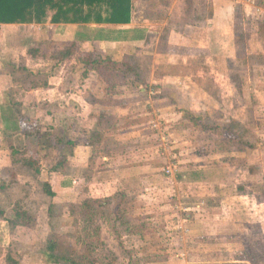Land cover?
Returning a JSON list of instances; mask_svg holds the SVG:
<instances>
[{
	"label": "rangeland",
	"instance_id": "obj_1",
	"mask_svg": "<svg viewBox=\"0 0 264 264\" xmlns=\"http://www.w3.org/2000/svg\"><path fill=\"white\" fill-rule=\"evenodd\" d=\"M161 1L136 0L138 23L141 24L140 18H149L162 24L170 11L175 20L181 16L183 2L185 8L189 5L186 0H174L172 6L171 0H164L165 5ZM195 3L194 11L190 15L186 12L181 20L201 18L202 13L206 16L211 11V0H194ZM250 3L262 5L261 0ZM237 13V32H244L250 41L247 52L237 53L235 62L215 59L218 56L209 58L204 43L194 48L177 36L173 40L183 44L182 52L188 54L184 65L172 57L166 61L155 57L160 48L154 37L136 48L141 57H132L126 64L138 71L148 70L146 75L154 66L158 75L178 72L182 77L192 76L207 94L194 96L186 108L178 96L188 87L186 78L176 84L180 88L177 98V91L164 88L158 101L164 107L153 106L143 119L131 121L137 126L129 132L138 135L130 139L127 147L113 141L110 121L98 129L70 122L62 134L58 127L23 128L30 137L28 147H24L26 153L21 151L25 158L29 157L28 152L35 151L41 134L49 137L52 145L40 154L39 166L53 168L63 154L66 163L61 170L65 177L54 175L51 183L57 188L59 181L67 179L72 188L49 198L43 192L45 176H36L16 162L4 171L0 178V264H6L7 255L18 264H42L45 242L51 237L58 241L63 254L86 264H264V141L252 130L259 121L253 114H242L241 118L249 121L242 127L232 125L230 132L224 126L232 123L231 117L220 109L226 104L242 110L250 108L243 93L253 92L264 104V83H259L264 76V16ZM214 45L216 51L223 53L218 42ZM68 47L62 44L42 52L52 56ZM75 52L79 66H91L104 58ZM138 59L140 62H136ZM117 79L122 82L125 78ZM162 80L165 86L174 85L172 78ZM130 83H134L132 77L128 86ZM176 102L180 109L175 107ZM146 107L147 103L140 107L134 104L130 111L138 115ZM189 109L194 114H205L202 125L210 129L192 124ZM117 128L115 125L112 130ZM234 135L240 140L236 141ZM90 141V154L83 165L68 161L74 146L67 143L80 146ZM122 149L128 151L127 158L113 155L116 151L121 154L118 152ZM118 173L124 175L123 181L115 186L116 192H108V184L119 178ZM91 199H100L103 205L84 207ZM17 202L32 220L28 227L11 228L7 222L11 221Z\"/></svg>",
	"mask_w": 264,
	"mask_h": 264
},
{
	"label": "crops",
	"instance_id": "obj_2",
	"mask_svg": "<svg viewBox=\"0 0 264 264\" xmlns=\"http://www.w3.org/2000/svg\"><path fill=\"white\" fill-rule=\"evenodd\" d=\"M192 2V9L185 8L183 2L182 11L180 10L181 16L175 20L172 19L170 11L168 13L169 17L162 24H158L159 22L156 20H148L146 18H140L141 24H139V20H136V0H132L133 10L130 22L123 25L94 23L82 25L52 24L49 18L43 24H0V178L5 175L4 171L9 170L12 166L14 157L15 159L18 157V149L22 145L28 147L27 144L29 145L30 141V138H24V136L19 139L17 137L19 135H16V132L7 129L13 123L21 128L26 125H37L45 129L58 127L59 132L62 134L66 132L65 130L69 128L68 124L71 123L79 127L85 126V128L94 127L98 129L104 122L110 121L112 128L115 125L118 127L117 130H112L111 128L113 141L124 145L123 147H127V143L131 142L130 139L138 135L137 132H129L130 129H133V126H137L136 123H132V120L143 119L144 115L153 106H155V109L157 106L164 107L163 103H158L162 97L161 90H164V88L169 91H177V98L178 91H180L179 80L186 78L188 87L178 96L183 99L182 105L186 108L187 104H192L193 97L201 95V92L205 91L192 76L182 77L178 72L171 75L165 73L158 75L154 71L155 67L151 66L152 70L150 69L151 71L145 76L146 86L142 85L136 89L135 83H130L128 86L127 83L119 82L115 83V85H108L94 73H88L87 76H84L82 71L84 64L79 66L81 62L74 58V55L77 54L76 52L71 58L65 60H53L51 56H45L42 52L44 49L50 50L62 44L70 46L74 43L76 51L81 54L85 53L94 57H110L116 62L125 63L132 60V57H141L139 52L136 54V48L146 45L149 37H154L156 46L160 48L158 53L155 52V57L164 61H166V58L172 57L175 58L174 62L183 65L188 63V54H185L186 51L182 52L184 51V45L180 44L178 40H182L194 48H199V44L204 43V48H206L209 58L218 56L215 59L222 58L235 62L237 53L247 52L250 40L248 39L249 36L244 32H237L235 24L237 11H240L241 14L244 12L251 13L256 17L257 15L264 16V13H257L256 11L260 6H252L251 0H245L244 2L237 0H211V3H208L211 9L208 15L204 16L202 13L199 19L181 20L183 16H186V12L190 15L188 11H194L193 9L197 7L196 3L194 4V0ZM173 3L174 0H171L170 5L172 6ZM135 29L142 32L139 39L131 37V31ZM242 34L246 35L244 49H238L236 35ZM101 35H106L108 39H100ZM174 36H177L178 40H173ZM217 42L219 48L224 50L223 53L214 49L216 48L214 43ZM210 47L212 49H209ZM32 48L39 50L36 58H32L29 55V49ZM168 49H171L169 53H167ZM151 56L154 60L153 55ZM139 60H136V62ZM170 62L167 64H170ZM68 63L70 65H67ZM172 65H175V63ZM166 77L172 78L174 85L165 86V80H162V78ZM261 81L264 83V76L260 77L259 83ZM43 84H46V86H42ZM176 84H179L178 87ZM262 85L264 86V84ZM126 86L128 87L126 88ZM118 87L122 88L118 89ZM246 88L250 89L248 85ZM129 89H132V92H129ZM204 93L207 94L206 92ZM184 94L185 98H183ZM243 94L246 98L248 97L250 108L242 110L236 106L235 108L228 107V104H226L221 106L220 109L222 108L224 112H227V115L231 116L237 125L241 127L249 121L245 119L246 117L241 118L242 114H249L251 111V114L254 117L256 116V120L259 121V123L252 126V130H256V134L261 136L264 141V104L260 103L261 100L253 92L252 94ZM208 96L206 95V97ZM174 100L173 103L176 101ZM145 103H147L148 108L146 107L142 111L143 113L139 112L142 109L138 111L140 113L138 115L130 111L133 110L132 106L134 104L140 107L141 104ZM227 103H230L229 100ZM177 104L178 102L174 104L175 107L180 109ZM156 111L159 112L160 109L158 108ZM237 114L240 116L238 117ZM204 115L202 114V116ZM251 121L253 123L252 119ZM129 122L130 125L128 126ZM132 134L135 135L132 136ZM90 147L91 141L80 146H74L69 152L68 161L76 162V166L83 165L82 162L90 154ZM36 149L37 142L35 151ZM126 151V149H122V151L118 152L121 154H117L116 151L113 152L115 153L113 155L119 159L121 157L125 159L128 156V151L127 153ZM42 152H46V150H38L39 163ZM45 155L43 153V158ZM109 159L113 161L112 158ZM40 170V176L46 177L44 179L45 183L49 180V176L59 175L60 178L62 176L65 177L62 170L52 172V168L47 167H40ZM138 174L141 181V170L138 171ZM248 175L250 176L251 174L248 173ZM118 176L119 178H113V181L108 184L110 187L108 192L112 191L114 193L117 191L116 187L120 186V182L124 179V175L118 173ZM65 180V182L59 181L60 184L57 188L53 186V190L58 193H65L70 190L69 185L72 182L68 183V180ZM1 187L2 184L0 185V190H2ZM261 227H264V225H261ZM236 262L240 263V261Z\"/></svg>",
	"mask_w": 264,
	"mask_h": 264
},
{
	"label": "trees",
	"instance_id": "obj_3",
	"mask_svg": "<svg viewBox=\"0 0 264 264\" xmlns=\"http://www.w3.org/2000/svg\"><path fill=\"white\" fill-rule=\"evenodd\" d=\"M186 1L189 2L188 8L192 9V0ZM165 4L166 3L163 2V5ZM132 10V0H0V24H43L49 18V21L52 24L62 23L82 25L94 23L123 25L130 22ZM131 33V37L133 39H139L142 32L138 29H135L132 30ZM245 37V34L236 35L238 49H244ZM117 38L120 39L119 37ZM100 39H108V37L106 35H101ZM75 50L76 46L73 43L64 51H59L53 54L51 58L53 60L69 59L73 56ZM38 54L39 50L34 48L29 49V55L32 58H36ZM147 71L148 70L146 69L138 71L131 65L124 62H116L110 57H104L100 60L98 59V61L95 62L94 65L83 66L84 76H87L88 73H94L97 76L101 77L104 83L108 85H115V83H117L116 81H118V79L116 78L120 79L121 77H124L125 79H122V82L119 83H127L132 77L133 82L136 84V86H146L145 76ZM42 86H46V84H43ZM249 114H251V111L249 112ZM188 117H190L192 124H194L195 126H202L203 130L210 129V127H208L207 125H202L204 123V116L188 112ZM229 122L232 123L229 125H225L224 128H226V130L229 129L231 132L232 125H237V123L233 120L232 117ZM250 122L252 121L250 120ZM23 128L13 123L12 126L8 127L7 129L12 132H16V135H19L17 136L19 139L22 136H24V138H30L27 131H25ZM38 138L39 141L37 142L36 151L28 152L29 157L25 158V145H22L17 151V155H19L20 158L17 157L16 160L14 157L12 161L13 166L14 162H16L17 165L22 166L28 170H32L36 176H39L41 171L39 166L40 163L37 157V155H39L38 150L45 149L46 151H48L52 145L49 137L46 138L44 134H41V137ZM233 138L236 141L240 140V138L236 137V135H234ZM56 143L57 145H59V140H56ZM67 144L70 146H75L73 142ZM21 151H24V153ZM224 152L226 151L224 150ZM65 163V157L63 155L60 156L59 162L52 168L51 171L58 172L64 167ZM51 179L52 177L49 176V180L43 184V192L49 198H54L57 193L53 190ZM67 182L70 183V180H68ZM70 187L71 186L69 185V188ZM90 205L98 206L103 205V203L101 204L100 199H91L84 203V207L86 208L90 207ZM71 207L75 208L76 206L72 205ZM12 212L13 215L11 217V221H7L11 228H25L31 225L32 220L27 211L23 210L20 203L17 202L13 205ZM1 214L2 212H0V215ZM42 258L43 263L45 264H86L80 262V260L72 258L68 254H63L59 249L58 241H56L53 237L46 240ZM5 261L6 264H18L17 261L13 260L9 255H7ZM243 261L247 262V260H241V262Z\"/></svg>",
	"mask_w": 264,
	"mask_h": 264
},
{
	"label": "built area",
	"instance_id": "obj_4",
	"mask_svg": "<svg viewBox=\"0 0 264 264\" xmlns=\"http://www.w3.org/2000/svg\"><path fill=\"white\" fill-rule=\"evenodd\" d=\"M237 1H245V0H237ZM262 1V5L259 7V8H257V13H264V0H261Z\"/></svg>",
	"mask_w": 264,
	"mask_h": 264
}]
</instances>
